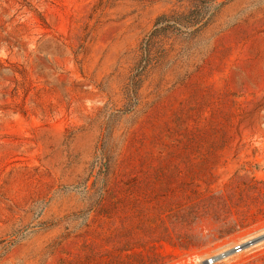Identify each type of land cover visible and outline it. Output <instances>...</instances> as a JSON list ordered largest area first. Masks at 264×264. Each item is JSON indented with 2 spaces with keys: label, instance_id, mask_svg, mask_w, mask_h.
I'll return each mask as SVG.
<instances>
[{
  "label": "rangeland",
  "instance_id": "374dc122",
  "mask_svg": "<svg viewBox=\"0 0 264 264\" xmlns=\"http://www.w3.org/2000/svg\"><path fill=\"white\" fill-rule=\"evenodd\" d=\"M209 257L264 264V0H0V264Z\"/></svg>",
  "mask_w": 264,
  "mask_h": 264
},
{
  "label": "built area",
  "instance_id": "2783aa9c",
  "mask_svg": "<svg viewBox=\"0 0 264 264\" xmlns=\"http://www.w3.org/2000/svg\"><path fill=\"white\" fill-rule=\"evenodd\" d=\"M248 244H250V242L248 243ZM232 249V254H239V253H241L246 247H244V245H242V244H236V245H233L232 247H231ZM221 257H223V254H221L220 255ZM214 259L213 258H211V257H209L208 259H206V263L207 264H213L214 263Z\"/></svg>",
  "mask_w": 264,
  "mask_h": 264
},
{
  "label": "trees",
  "instance_id": "16d2710c",
  "mask_svg": "<svg viewBox=\"0 0 264 264\" xmlns=\"http://www.w3.org/2000/svg\"><path fill=\"white\" fill-rule=\"evenodd\" d=\"M203 19L202 15L200 13H196L194 16H193V21H191V25H198L201 23V20ZM161 21V18L157 19L156 21V24H158V22Z\"/></svg>",
  "mask_w": 264,
  "mask_h": 264
}]
</instances>
